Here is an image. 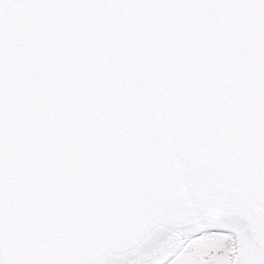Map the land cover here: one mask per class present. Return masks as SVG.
<instances>
[{
  "label": "snow or ice",
  "instance_id": "snow-or-ice-1",
  "mask_svg": "<svg viewBox=\"0 0 264 264\" xmlns=\"http://www.w3.org/2000/svg\"><path fill=\"white\" fill-rule=\"evenodd\" d=\"M0 264H264V0H0Z\"/></svg>",
  "mask_w": 264,
  "mask_h": 264
}]
</instances>
